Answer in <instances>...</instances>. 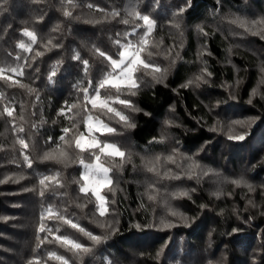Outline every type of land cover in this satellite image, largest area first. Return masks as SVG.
Masks as SVG:
<instances>
[{
  "label": "trees",
  "instance_id": "1",
  "mask_svg": "<svg viewBox=\"0 0 264 264\" xmlns=\"http://www.w3.org/2000/svg\"><path fill=\"white\" fill-rule=\"evenodd\" d=\"M65 10L72 16L66 17ZM114 11L119 15L114 17ZM229 11L256 15L264 11V0H72V4L68 0H0V180L11 177L0 183V264H60L49 258L50 252L64 256L69 264H264V211L260 209L264 201L249 203L250 194L243 187L223 200H215L202 190L199 196L186 200L192 208L184 215L187 219L175 216L178 221L172 224L175 218L161 205L160 188L155 182L145 187L136 175L142 157L162 154L166 158L181 144L184 149H193L214 142L211 110H223L222 105L234 94L238 102V106L231 103L234 110L240 107L248 114L260 115L245 141L248 156L262 154L248 173L250 179L264 181V99L259 95L251 105L248 102L260 77L258 52L259 46L264 48V40L256 39L257 48H248L247 35H241L234 25L229 28ZM135 13L154 21L150 33ZM25 30L36 35L34 43L24 35ZM142 37L148 41L147 51L153 53L149 57L143 52L142 58L167 71L141 69L136 73L140 85L137 94L131 96L122 89L120 98L141 110L114 103V88L100 89L101 99L110 97V106L136 125L128 128L106 109L86 103L83 90L94 94L98 81L111 71L109 62L96 49L118 59L121 45H138ZM49 40L58 47L48 45ZM233 40H240L239 44ZM20 43L30 50L21 49ZM37 52L44 54L37 56ZM77 54L79 60L74 59ZM204 68L211 73L205 76L207 83L181 87ZM5 108L12 111L11 116ZM169 114L175 122L164 132ZM89 115L116 129L102 136L96 132L97 137L116 144L131 157L119 168V157L101 156V162L112 169L111 187L115 189V194L107 187L101 189L109 201L105 217L96 212L91 191L87 197L79 191L84 184L80 160L95 159L89 151L75 147V137L87 133ZM64 128L70 132L61 141ZM58 146L68 153L63 162L43 159L44 153ZM245 159L244 154L240 156L242 163ZM44 176L57 177L63 187L46 181L49 187L41 196L39 181ZM167 189L164 197L171 199L174 192ZM149 195L156 199L150 201ZM48 208L107 238L93 245L56 215H49ZM209 208L214 211L206 212ZM163 217L173 226L164 227L159 221ZM189 219L196 223L187 224ZM96 220L111 223L116 231L99 228ZM41 224L46 231H39ZM55 235L68 236L93 251L77 257L55 242Z\"/></svg>",
  "mask_w": 264,
  "mask_h": 264
},
{
  "label": "snow or ice",
  "instance_id": "2",
  "mask_svg": "<svg viewBox=\"0 0 264 264\" xmlns=\"http://www.w3.org/2000/svg\"><path fill=\"white\" fill-rule=\"evenodd\" d=\"M69 4H72V0H68ZM91 8L92 5H89ZM183 12V9L180 10ZM66 17L72 16V13L68 10H65L63 13ZM112 15L118 16V12H113ZM136 17L138 19H142L145 24L147 25L148 32H151V29L153 27L154 21H152L148 16H142L139 13H135ZM128 21H124V23H127ZM232 24H235L237 27H240L244 29L245 32L251 33L252 35H259L261 36L262 39H264V17H259L256 19L248 20V19H242L240 17H235L229 21ZM178 26V25H177ZM59 27V26H57ZM203 31V29H201ZM24 35L28 36L32 42L34 43L36 41V35L28 30L24 31ZM207 35V33H205ZM117 44H119V41H116ZM147 43L148 41L145 38H141L139 41L138 45H132V44H125L121 45V48L123 49L122 51L118 52V59H113L112 56L106 55L105 52L100 51L99 49H96V52H98L99 56L104 57L110 64L111 71H108L105 73V76L103 79L98 81L97 86L95 88L94 94H89L87 89H84V101L86 103H90L93 108H101L106 109L108 113H112L115 116L119 117L120 121L124 122L125 126L128 128H135V124L130 122L129 117L122 114L121 111H118L117 109L113 108L109 104V99L110 97H106L104 99H101L100 96V89H103L105 87H111L116 90V96L114 99V103H118L121 105H124L127 108H130L132 111H140L141 109L137 108L135 105L132 104V102L128 99H121L120 95L122 94V89L126 88L128 90V94L131 96H135L137 94V89L139 88V83L137 82V77L136 73L141 71V69H151L153 73H160V72H166L167 69L162 70L160 67L155 66L152 64L150 61L146 62L144 58H142L141 53L147 52V56H152L153 53L150 51H147ZM48 45H52L53 47H58V45H53L52 41H48ZM48 45H45L47 47ZM19 47L21 49L25 50H30L24 43H20ZM50 50V49H49ZM44 53L42 52H37V56H42ZM74 59L79 60V54H77ZM82 63L87 67L88 61L84 60ZM12 71H17L16 69H12ZM261 73L264 74V66L261 67L260 69ZM19 75H23V72L20 71L18 73ZM55 71L52 72V76H55ZM205 76H211V73L207 71L206 68L201 70V74L197 75L194 77V79L189 80L187 83L181 85V87H189L192 84H196L199 86L201 82L207 83V80L205 79ZM51 80V77H49ZM157 82H160V78H156ZM15 83H19L18 81ZM260 84H264V75L261 76ZM22 86V85H21ZM257 95V89H253L252 96ZM261 99H264V94H261ZM251 103V99L248 101ZM72 107H75L73 105ZM71 110V109H69ZM5 112L11 116L12 111H9L7 108H5ZM63 114V111L61 112ZM93 121V117L91 115L88 116L87 120L85 121V125L88 129L89 135L92 134L93 130L95 132H99L102 135L105 133L107 134H112L115 133L116 129L109 127L108 124L104 123L103 120H101L99 117L95 118V128L93 127V124L91 123ZM232 125H239L241 127H244L246 123L245 121L242 120H234L231 122ZM215 130V129H211ZM20 131H23L21 128ZM63 132L65 133L64 136L60 137L61 141H65V137L67 134L70 132L69 128H64ZM246 134H239V135H228V139H236V140H243L245 139ZM85 134L81 132L79 136L75 137V147L77 149H80L81 151H89L92 156H94L96 163L95 164H84L83 159L80 160V163L84 165V168L86 169L85 173L81 177L84 180H88L91 178V182L93 186L91 189L88 187V185H81L79 188V191L81 193H84V195L87 197L88 192L91 191L92 195L95 197L96 203V212L98 213L99 217H105L109 213V208L108 204L109 201L106 196L101 194V188L107 187L108 191L112 192L115 194V189L111 187L112 185V179L109 176V173L112 171L111 168L106 167L102 162H101V156L105 157H119L120 162L116 163V167L122 168L124 162H130V155L126 154L124 151H121L120 147H118L116 144L113 143H108L104 142L99 139V137L93 138L90 143L87 145V148H85V145L82 143V139L84 138ZM18 142L24 147L27 148L28 145L25 143L23 139H19ZM162 142V141H160ZM95 150H98L95 151ZM68 156V153L64 151L63 149H58L53 150V152H46L44 153L43 159L44 160H54L57 163L63 162V160ZM25 160L28 162V166L31 167V161L30 159L26 156ZM166 160L168 162H174V157L173 156H168L166 157ZM160 161V157L157 156L155 158V161L149 162L151 166L148 167V171L152 172L156 175H161L156 168V164ZM115 163V160H114ZM195 167H199V165H195ZM170 171V170H169ZM207 172H204L203 175H207ZM59 174H57L58 176ZM195 173L189 176V179L193 178ZM162 178H176L178 179L179 177H169L168 172H165L162 176ZM199 178V177H197ZM11 177H6L4 180H0V183H6L8 180H10ZM20 179H23L21 177ZM49 181H55L56 185L59 187H63V185L60 183V181L57 179V177H50V176H44L40 179L39 183L41 186V190L39 191V194L43 196L45 194V189L49 187V184H46L45 182ZM18 182V181H17ZM79 183V181H77ZM231 183L235 184L236 186H240L242 181L240 180H232ZM249 191H254V188L251 184L246 185ZM26 191H35L36 189H25ZM194 191V189H193ZM174 196H179V197H188L189 199L191 198L190 193L188 191H181L179 193L173 194ZM219 196V194H216ZM148 199L150 201H154L156 199L155 195H149ZM111 203H115V201H111ZM249 203H252L249 201ZM80 207H84V205H79ZM201 207H206L205 205H201ZM46 212L49 215H56L59 219L63 220L65 224L70 225L73 229H76L83 235H85L89 240L93 242V245H98L102 243L107 237L103 235H96L93 234L90 231H87L83 227H81L79 224L74 223L71 219H68L59 213H54L52 208L46 209ZM170 215L176 216L180 215L182 219H187L186 217L183 216L182 213H177L176 211H170ZM95 215V213H94ZM97 226L101 229H111L113 232L116 231L114 226L111 223H107L106 221H100L96 220ZM161 224L164 227H171L170 223H165L163 220H161ZM137 229L141 228V225L137 224L135 225ZM39 231L44 232L46 231L45 227L43 224H41ZM49 233L52 232L51 229H47ZM59 231V229H57ZM237 231V229H233V232ZM55 242L60 243L62 246H64L68 251L73 252L74 255L77 257L82 258L83 255L90 254L93 251L92 247L86 246L85 244L80 243L77 240L71 239L68 236L64 235H55L53 237ZM43 241H41L42 243ZM39 246V245H38ZM162 251V250H161ZM157 255H160V253H157ZM49 258L50 259H56L60 261V264H69V260L65 258L64 256L57 255L55 252H50L49 253ZM29 264H34L33 261H29ZM35 264H39V261H35Z\"/></svg>",
  "mask_w": 264,
  "mask_h": 264
},
{
  "label": "rangeland",
  "instance_id": "3",
  "mask_svg": "<svg viewBox=\"0 0 264 264\" xmlns=\"http://www.w3.org/2000/svg\"><path fill=\"white\" fill-rule=\"evenodd\" d=\"M231 13V14H230ZM229 20L240 17L242 19H256L259 17H264V11L262 13L256 14V15H250V13H233L231 11L228 12ZM222 18V16H221ZM219 20L223 22V18ZM225 23V22H224ZM221 25H224L220 23ZM230 24L229 28H231ZM238 30L241 31V35L246 34L247 41L246 45L248 48H257L255 45V40L262 39L259 35H252L251 33L245 32L244 29L237 27ZM229 30V29H228ZM244 36V35H243ZM242 38V36H239V39ZM264 40V39H262ZM240 40H233V42L238 43ZM233 45L231 48L234 50ZM123 50V49H122ZM121 50V51H122ZM251 50V49H250ZM256 50V49H255ZM258 55H260L259 59V69H261L262 66H264V48L262 46H259V52ZM239 73V70L236 68V74ZM260 77L257 82V85L254 89H257V95L252 96L251 92V101L255 99L256 96H261V94H264V84H260L261 76L264 75L259 72ZM238 84V83H236ZM236 87V86H234ZM231 88V87H230ZM229 89V88H228ZM235 106H238V102L236 101V96L232 95V100L224 105L223 110H217V107L214 110H211L212 114L214 115V125L211 127L212 129H215L214 131V142H210L208 145H203L198 148H185L181 144L179 146L177 151H172L171 155L174 157V162H168L166 158H163V155H154L153 157H142V162L138 164L139 168H136V175H138L145 187H152L153 183L155 182V186H158L160 188V203L162 200L161 205H164L167 207L168 215L170 211H176L177 213H182L183 216L186 214V212H191L192 208L186 204V200H188V197H179V196H172L171 199L175 202H171V199H167L164 197L166 194V191L164 190L166 187H169L167 191L173 190L174 194L179 193L181 191H188L190 193L191 198L194 196H199L202 193V190H205V192L210 195L211 197H215V200H223L226 197L232 196V192L237 187H243L246 189V191L250 194V201L252 203H257L259 200L264 201V181L257 180L254 181L253 179H250V175L248 174L250 172V169L252 166L258 161L259 158L262 157L261 155H257L256 153H253V155L248 156L247 153L249 152V145L243 140H236L228 139V135H239V134H246L245 138L247 136H250L252 133L247 132L250 127H252L253 123H255L258 118L260 117L259 114H248L247 112L242 111V109L239 107L238 110H234L231 107V103ZM218 104V103H217ZM251 105V103H249ZM232 108V109H231ZM175 118L172 114H169L166 117V121L164 124L163 131L168 129V127L173 124ZM234 120H242L245 122H248L245 124L244 127H241L239 125H232V121ZM93 124V127L95 128V119L91 121ZM105 123V122H104ZM110 127V126H109ZM251 129V128H250ZM98 136V133H96L94 130L91 135L88 133H85L84 138L82 139V143L87 147V145L90 143V141L93 138H96ZM112 143V142H108ZM114 144V143H113ZM254 144H256L254 142ZM218 145L219 147L214 149ZM247 151V152H246ZM169 152V151H168ZM264 152V150H263ZM246 156L245 162L242 163L240 160V156L242 158V155ZM246 154V155H245ZM159 156L160 161L156 164L157 171L161 175H156L151 172L150 176L147 174V169L151 164L149 162L155 161V158ZM95 159L92 161H87L84 164H95ZM105 165V164H104ZM195 165H199V167H195ZM106 166V165H105ZM107 167V166H106ZM1 169V168H0ZM170 170V171H169ZM86 169L83 166V174L85 173ZM165 172H168L169 177H179L176 178H162L163 174ZM204 172H207V175H203ZM195 173L193 178L189 179V176ZM109 176L111 178V175L109 173ZM117 176H120V173H117ZM154 177L156 179L154 180ZM199 177V178H197ZM152 178V179H151ZM158 179L160 181H158ZM232 180H240L242 183L240 186H236L235 184L231 183ZM169 185H161L162 182H167ZM88 185V187L91 189L93 186L91 182V178L88 180H84L83 185ZM247 184H251L254 188V191H249L247 188ZM162 187V190H161ZM102 189V188H101ZM194 189V191H193ZM102 194V192H101ZM216 194H219L217 196ZM103 195V194H102ZM190 198V199H191ZM249 202V201H248ZM156 203V202H155ZM251 203V204H252ZM214 211V208L205 209L206 212L211 213L212 210ZM261 211H264V205L260 207ZM205 212V213H206ZM178 217H181L180 215H176ZM175 218V216H173ZM163 218H159V221H164ZM178 221L175 218V221L172 224H175V222ZM187 224L194 225L196 223V220H188L186 222ZM16 257V256H15ZM200 260V259H199ZM8 264H10L8 262Z\"/></svg>",
  "mask_w": 264,
  "mask_h": 264
}]
</instances>
